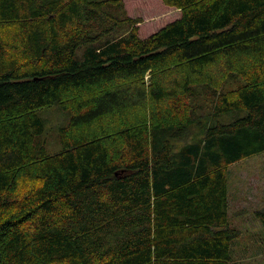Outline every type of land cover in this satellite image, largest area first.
<instances>
[{"label":"trees","instance_id":"obj_1","mask_svg":"<svg viewBox=\"0 0 264 264\" xmlns=\"http://www.w3.org/2000/svg\"><path fill=\"white\" fill-rule=\"evenodd\" d=\"M261 154L264 0H0V264H246L228 167Z\"/></svg>","mask_w":264,"mask_h":264},{"label":"rangeland","instance_id":"obj_2","mask_svg":"<svg viewBox=\"0 0 264 264\" xmlns=\"http://www.w3.org/2000/svg\"><path fill=\"white\" fill-rule=\"evenodd\" d=\"M125 6L127 14L146 22L153 19H162L165 14L144 16L139 13L135 5L130 11ZM129 11V12H128ZM174 17L176 12L171 10L166 13ZM241 82L227 80L222 86V91L236 88ZM198 109L208 110L210 103L206 97L196 100ZM44 132L41 141L45 143L49 153L58 152L61 146L58 141V129L67 125L69 113L54 105L38 111ZM229 186V216L231 227L239 231L233 249V256L246 264L264 259V155H256L241 160L228 167Z\"/></svg>","mask_w":264,"mask_h":264},{"label":"crops","instance_id":"obj_3","mask_svg":"<svg viewBox=\"0 0 264 264\" xmlns=\"http://www.w3.org/2000/svg\"><path fill=\"white\" fill-rule=\"evenodd\" d=\"M228 198H229V186H228ZM228 203H229V201H228ZM229 207H228V216H229Z\"/></svg>","mask_w":264,"mask_h":264}]
</instances>
